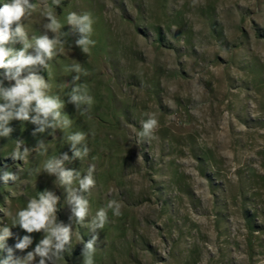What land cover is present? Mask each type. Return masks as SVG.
<instances>
[{
  "label": "rangeland",
  "instance_id": "1",
  "mask_svg": "<svg viewBox=\"0 0 264 264\" xmlns=\"http://www.w3.org/2000/svg\"><path fill=\"white\" fill-rule=\"evenodd\" d=\"M30 2L27 40L5 47L31 44L34 56L35 37L59 39L47 67L31 71L49 84L60 117L37 113L33 101L29 120L4 125L13 131L0 137V228L12 235L0 259L8 248L34 252L49 235L14 222L50 193L70 239L61 258L52 248L33 264H86L94 237L92 264H264V0ZM73 12L91 15L90 34L68 23ZM85 36L94 41L86 53L77 44ZM5 72L8 88L16 81ZM150 118L157 124L145 133ZM77 133L84 139L74 142ZM17 143L24 159L12 156ZM61 172L72 173L71 184ZM89 172L94 183L81 190ZM73 196L87 201L83 219ZM24 236L32 242L16 250Z\"/></svg>",
  "mask_w": 264,
  "mask_h": 264
},
{
  "label": "clouds",
  "instance_id": "2",
  "mask_svg": "<svg viewBox=\"0 0 264 264\" xmlns=\"http://www.w3.org/2000/svg\"><path fill=\"white\" fill-rule=\"evenodd\" d=\"M54 4L57 6L60 0H53ZM35 5L30 2V0H7L0 6V68L6 69L4 73V78L8 80H15L16 83L8 88L0 87V97H2L6 103L0 104V137H8L13 129L5 127L11 119H19L21 121L29 120V109L32 102H35V109L37 113L43 114L44 117L52 115L54 119L60 117V112L58 109L61 104L57 99L50 97L45 94V90L49 88V84L45 82L42 76L35 74L31 71V67L34 65H43L47 67L46 59L51 60L54 56V46L60 43L59 39H50L47 33L39 37H35V50L36 54L26 55V51L29 47H33L31 44H25L24 48L15 51L12 48L5 47L10 41L15 42L17 38L22 41L27 40V33L24 30V25L22 20L25 17L31 15L32 10L35 9ZM47 19L49 23L45 27L52 32H55L59 27V23L55 19V16L48 12ZM68 23L76 26L81 33L92 32L93 20L89 13H84L83 15H77L76 13H70L68 16ZM13 25L15 27L13 28ZM77 44L83 47V51L86 53L88 51V45L94 44L85 36L84 38L77 41ZM28 70V75L21 78V74ZM76 70L79 71V66H76ZM2 84V81H0ZM73 100H80L81 97L77 95L72 96ZM16 105H19L17 108ZM65 124L69 123L67 119L64 121ZM157 124L155 119L150 118L148 121L144 122L145 133L149 129H153ZM43 129H41L42 131ZM145 133H142L145 134ZM71 139L74 142H79L84 139L82 133H77L72 136ZM19 143H17V149L13 151L12 156L16 159H24L27 155V149H25L22 155L19 151ZM87 153L85 149L84 154ZM77 156H81L82 153L76 152ZM45 168L50 173L56 172V167L50 161L45 165ZM79 175V174H77ZM60 176L63 182L67 184L72 183V173L61 172ZM9 178L15 179L10 173L6 174L3 179L5 184ZM94 181L89 175L80 181V189L87 191ZM75 190H73L74 192ZM58 198H53L49 193L47 198L41 196L40 201L37 202L35 199L28 202L27 208L21 209L17 213V220L14 225H19L22 229L29 233L34 231L39 232L41 229L46 230L49 235L46 236L35 248L34 252H27L24 256H17L12 248L7 249L6 258L0 259V264H33L36 255L40 257H46L49 251L54 248L56 251L53 255L57 256V259L61 258L58 255L60 250L63 249L64 244H66L70 239V230L68 227H60L55 224L54 213L56 211L54 205L57 203ZM76 208L74 209L75 215L83 219L87 213V201L81 197L73 196ZM114 203V202H113ZM111 206V205H110ZM115 213L119 214V207H116ZM101 219L103 220L104 213H99ZM0 250L5 249V239L12 235L9 227L5 226L0 228ZM53 238H55L58 243L53 244ZM95 241V237L93 242ZM31 238L29 236H24L22 240L15 245V249L19 251H24L28 245L31 243ZM93 242L86 245L89 250V255L86 264H92L90 254L94 251ZM39 264H45V260L41 259Z\"/></svg>",
  "mask_w": 264,
  "mask_h": 264
}]
</instances>
